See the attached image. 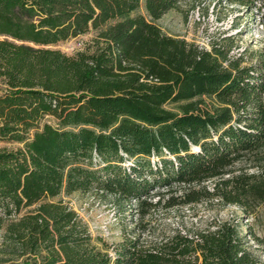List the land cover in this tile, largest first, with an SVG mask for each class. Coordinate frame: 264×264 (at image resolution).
Instances as JSON below:
<instances>
[{"label":"trees","instance_id":"trees-1","mask_svg":"<svg viewBox=\"0 0 264 264\" xmlns=\"http://www.w3.org/2000/svg\"><path fill=\"white\" fill-rule=\"evenodd\" d=\"M179 1L0 0V36L10 39L0 40V141L19 144L0 150V225L60 192L104 191L147 205L152 190L209 179H219L215 195L219 184L231 186L220 191L227 203L248 196L264 202V180H220L264 140V62L222 69L206 51L161 35L141 14L130 16L142 6L154 21ZM222 1L250 11L264 5ZM114 20L98 31L93 53L67 56L47 47ZM201 97L228 107L199 108ZM177 102H186L179 113L163 108ZM37 210L32 229L60 254L21 264H264V236L233 221L193 236L173 233L151 247L123 241L108 254L72 212L45 204Z\"/></svg>","mask_w":264,"mask_h":264},{"label":"rangeland","instance_id":"rangeland-1","mask_svg":"<svg viewBox=\"0 0 264 264\" xmlns=\"http://www.w3.org/2000/svg\"><path fill=\"white\" fill-rule=\"evenodd\" d=\"M136 14H141L161 35L182 40L198 50L206 51L222 69L231 70L264 62V5H257L250 11V8L237 2L180 0L174 8L154 21L149 20L142 6L130 16ZM115 21L107 22L98 29L89 28L82 35L47 47L67 56L78 52L93 53L98 31ZM2 39L10 40L0 36V40ZM3 89L4 85L0 81V92ZM262 102L264 104V92ZM195 103L199 108L209 111L228 107L225 101L208 97L195 99ZM185 104L186 102L168 103L163 108L179 113ZM45 121L55 123L51 118H46ZM17 147V143L0 141V150H14ZM226 170L230 172L220 180L247 178V186L264 180V140L253 151L235 159ZM218 181L219 179H209L189 185H175L168 190H152L145 198L147 205L125 201L104 191H75L70 194L60 192L57 196L20 208L17 213L2 219L0 264H21L27 258L44 255L49 251L60 254L57 245L41 243L36 236V229H32V226H37L36 223L40 222L36 218L39 215L37 209L43 204L72 212L94 239L95 248L108 254L112 253V247L123 241L136 239L142 247H151L173 233L193 236L222 222H237L242 232L249 226L254 233L264 236V202L260 199L254 201L248 196L239 198L240 204L227 203L220 191H227L231 186L219 184L215 195L214 185ZM183 192L196 195L198 200L182 203ZM169 198L175 201L174 206H166ZM245 212H249L247 218ZM252 250L255 256L261 257L259 249Z\"/></svg>","mask_w":264,"mask_h":264}]
</instances>
